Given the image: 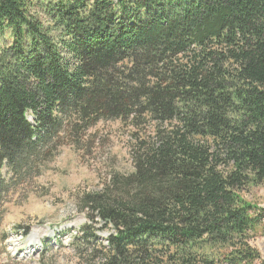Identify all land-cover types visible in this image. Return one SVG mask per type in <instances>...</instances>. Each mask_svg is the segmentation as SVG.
<instances>
[{"label": "trees", "instance_id": "1", "mask_svg": "<svg viewBox=\"0 0 264 264\" xmlns=\"http://www.w3.org/2000/svg\"><path fill=\"white\" fill-rule=\"evenodd\" d=\"M108 120L152 131L81 199L114 230L96 264H264V0H0V173Z\"/></svg>", "mask_w": 264, "mask_h": 264}, {"label": "rangeland", "instance_id": "2", "mask_svg": "<svg viewBox=\"0 0 264 264\" xmlns=\"http://www.w3.org/2000/svg\"><path fill=\"white\" fill-rule=\"evenodd\" d=\"M151 131L148 124L100 121L80 143L61 146L21 179L3 168L0 176L10 186L0 203V264H96L114 230L81 199L100 191L112 174L132 173L130 148L142 132ZM240 196L261 210L250 244L264 257V183L247 186ZM83 230L95 236L93 244L75 241L89 238Z\"/></svg>", "mask_w": 264, "mask_h": 264}]
</instances>
